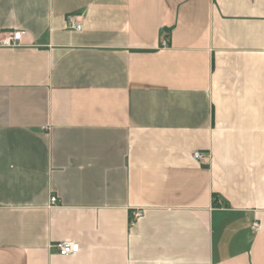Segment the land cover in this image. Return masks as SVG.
<instances>
[{"label":"crops","instance_id":"crops-1","mask_svg":"<svg viewBox=\"0 0 264 264\" xmlns=\"http://www.w3.org/2000/svg\"><path fill=\"white\" fill-rule=\"evenodd\" d=\"M13 32L0 264H264V0H0Z\"/></svg>","mask_w":264,"mask_h":264},{"label":"built area","instance_id":"built-area-1","mask_svg":"<svg viewBox=\"0 0 264 264\" xmlns=\"http://www.w3.org/2000/svg\"><path fill=\"white\" fill-rule=\"evenodd\" d=\"M68 27L69 29H73L76 31H80L83 28L81 23L73 21V16L68 17ZM24 35H25L24 32H13L0 41V46L1 47L21 46L23 45ZM192 157L194 160L201 162L204 158V155L201 152H195L192 155ZM57 202H58L57 197H54V196L51 197V204H55ZM140 216H141V212H138L136 217L138 218ZM252 228L255 231H258L260 228L259 223L254 222L252 224ZM55 247L57 248L61 256H69V255L77 254L80 251L79 244L74 243V242H69V241L59 242L55 245Z\"/></svg>","mask_w":264,"mask_h":264}]
</instances>
